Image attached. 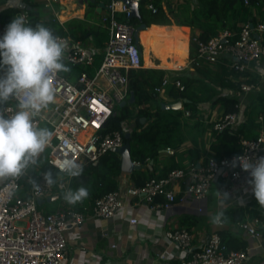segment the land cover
Returning <instances> with one entry per match:
<instances>
[{
	"label": "built area",
	"instance_id": "1",
	"mask_svg": "<svg viewBox=\"0 0 264 264\" xmlns=\"http://www.w3.org/2000/svg\"><path fill=\"white\" fill-rule=\"evenodd\" d=\"M51 1L56 0H35L46 5ZM171 1L183 4L186 0ZM244 1L249 4V0ZM148 7L156 12L154 4H149ZM118 13L131 17L128 4L122 0H112L104 15L110 37L103 48V59L98 67L95 66V58L100 50L93 43L86 44L70 36H57L66 44L63 60L73 66H81L83 70L76 82L60 72L49 75V81L55 90V100L34 118V123L37 127H42L45 123L53 132L52 141L41 153L37 163L30 165L23 175L0 180V264H69L66 232L70 228L81 227L90 215L99 218L123 217L127 196L144 195L147 202L154 203L157 207H169L177 199L174 184L186 176L190 179L188 193L198 201H204L211 195L218 179H221L219 197H223L221 193L237 196L251 189L248 183L251 179L249 172L239 165L237 158L255 162L264 157V125L257 137L242 139V150L236 155L221 159L210 155L203 166L191 164L188 170L173 169L164 177H152L142 187H128L126 193L119 188L96 198L83 211L59 207L52 213H45L39 207V199L66 193L70 189L72 177L56 168L57 160L73 159L80 164L97 161L104 154L116 151L125 144L124 133L121 130L108 131L106 125L117 106L129 99V72L131 69L143 68L144 58L142 46L140 48L135 42L137 26L120 20ZM4 30L0 29V34ZM232 37L231 31L224 30L207 43L197 41L196 56L193 60L189 56V61L196 68L204 64L224 63L228 59L225 64L241 74L234 81L247 94L256 88L252 76L253 72H257L256 63H260L264 69V22L259 23L257 28L249 22L245 23L237 39L229 41L228 38ZM89 68L93 69L92 73L88 71ZM169 83V79L165 77L162 86L156 90L162 92ZM172 84L184 89L178 79H174ZM17 103L18 99L13 97L0 104V113L11 116L18 110ZM184 115L191 117V112L185 110ZM198 117L201 118L202 114ZM241 117L239 111L222 113L214 121L213 129L221 132L235 127ZM259 120L264 122L263 116ZM166 150L171 151V148ZM234 160L236 166H233ZM47 165L59 172L57 181L52 185L47 184L44 179V167ZM158 196H163L165 201L155 202ZM130 222L136 224L138 219L134 217ZM259 223L256 219L254 223L240 222L239 226L250 235L262 238ZM166 235L182 250L193 245V235L186 228L168 230ZM250 251V247L229 249L221 233L214 232L199 250L181 258L179 263L245 264Z\"/></svg>",
	"mask_w": 264,
	"mask_h": 264
},
{
	"label": "trees",
	"instance_id": "2",
	"mask_svg": "<svg viewBox=\"0 0 264 264\" xmlns=\"http://www.w3.org/2000/svg\"><path fill=\"white\" fill-rule=\"evenodd\" d=\"M112 0H88V10L84 19L78 17L61 24L55 16L43 19L41 11L37 8L39 2L24 0L31 8L27 9V24L36 26L38 24L49 28L55 36H70L88 44L93 41L95 48L103 49L106 41L110 37L107 22L103 20V13L107 11V5ZM104 3L102 13L96 11L97 6ZM41 4V3H40ZM154 4L156 12L148 6ZM141 20L139 18L127 17L123 13H118L117 17L122 21H128L136 26L146 23L149 28L141 32H149L151 41H169L171 52L186 59L189 53L190 60L196 56L197 41L207 43L212 37L219 35L224 30L233 33L229 41L237 39L242 25L250 23L254 28L264 22V0H249L246 4L244 0H186L183 4H174L171 0H142L139 4ZM20 9L8 7L1 12L0 18L5 25L10 22ZM96 17V22L90 24L88 21ZM98 21V22H97ZM191 28L189 45V27ZM103 59V53H96L95 66L98 67ZM63 62L70 68L68 72H60L72 82H76L78 75L83 70L81 66H73ZM203 77L193 76L186 72L173 71V78L182 82L184 89L172 84L166 88L168 95L174 100H185L184 109L164 110L161 103L164 101L157 88L163 84L165 75L169 73L165 69L153 67H143L131 69L129 72L130 93H135V102L118 106L106 125L108 131L121 130L124 133L131 132L129 139L132 147V158L140 163L141 168L131 173L134 185L142 187L152 177H164L178 166L175 156L171 155L173 164L162 174L156 176L150 172L147 165L151 159H156L160 151L170 147L175 149L185 140L187 129L191 126L196 128L201 122L195 120L203 111L201 104L211 102L221 103L223 114L241 112L247 119L240 121L235 127H230L224 131L216 132L213 123L209 126L213 129L215 141L211 145V154L217 159L236 155L242 150V139H251L259 135L264 122L259 120L264 118V100L260 98V104L251 108L240 109L239 98L233 95L218 94L217 87L237 88L234 79L240 77V73L232 70L223 62L213 65L204 64L195 68ZM90 73L93 69H88ZM254 82H257L254 79ZM184 110L191 112V118L195 121L192 125L186 123ZM145 118V121H142ZM132 124V125H130ZM42 127H46L43 123ZM48 129H50L48 127ZM189 155L194 164L197 165L201 157L198 149H190ZM121 157L118 152L110 151L101 156L97 161L84 162L83 171L80 176L72 177L70 189L77 190L83 186L88 189L87 198L75 204H69L64 199V192L56 200L66 209L83 211L85 207L94 203L96 198L120 188L119 177L123 173ZM45 171L51 170L55 182L59 177V172L50 165L44 167ZM221 179L218 180V183ZM217 183V184H218ZM162 196H158L155 202H164ZM45 213H52L56 207L46 203ZM226 215L234 223L247 221L248 218L258 219L262 226L258 229L264 235V206H261L255 197L245 205L241 202L231 206L226 211ZM229 249L239 250L247 245H235L231 241L224 239Z\"/></svg>",
	"mask_w": 264,
	"mask_h": 264
},
{
	"label": "crops",
	"instance_id": "3",
	"mask_svg": "<svg viewBox=\"0 0 264 264\" xmlns=\"http://www.w3.org/2000/svg\"><path fill=\"white\" fill-rule=\"evenodd\" d=\"M32 1L35 2V0ZM22 5L24 6L22 7ZM27 6L24 0H0V14L8 7H18L20 11L15 16L23 15L27 19ZM98 6L96 11L102 13L104 7L99 10ZM106 13L107 11L103 13V20ZM95 20L96 17L88 22L93 24L96 22ZM67 21H60V23L64 24ZM6 26L0 18V29H5ZM190 30L191 28L189 27ZM151 39L155 38L151 37L149 32H140V44H142L144 60L146 52L151 51V44L154 42ZM89 43H93V41L90 40ZM162 43H168L171 51V43L169 41ZM98 50H100L99 53H103V49ZM171 54L174 53L171 52ZM173 56L181 62L178 67L166 69L156 66L153 68L185 70L188 67L189 72L187 71L186 73L203 77L190 64L189 53L186 59L176 54ZM155 60L157 59L154 57ZM226 61L228 62V59H225ZM187 62L190 65L186 64ZM256 64L257 72L252 73L254 79L258 75H264L261 71L263 68L259 65L260 63ZM144 67H147L145 62ZM172 76L169 73L165 75L170 83L160 92V96L165 102L177 101L166 92V88L172 85L174 80ZM235 84L237 89L240 90L239 85L236 82ZM216 89L217 92H221L220 94H227L226 88L217 87ZM227 89L229 90V88ZM201 107L203 109L200 113L202 117L195 118V120L201 122V125L196 128L190 126L187 129L184 142L179 147L171 149V151L163 149L156 159H151L147 165L150 172H154L156 176L162 174L173 164L171 155L175 156V160L178 163L175 169L188 170L191 164H194L189 155V150L194 148L198 149L201 154L197 164L203 166L207 163L208 157L212 155L211 145L215 141L213 129L209 124H214V121L223 113V108L221 103L213 104L211 102L203 103ZM184 119L189 125H192L195 121L185 115ZM243 119H247V117L243 115L240 121H243ZM130 175V173L123 172L119 177L120 189L124 193H126L128 187L134 185ZM218 180L213 185L214 192L204 201L195 200L188 193L190 179L189 176H186L174 184L177 199L175 202L170 203L169 207H157L154 203L147 202L144 195L127 196L123 217L99 218L88 216L81 227H73L66 232L69 264H180L181 258L188 257L193 251L199 250L214 232H220L224 239L231 241L235 245L246 244L247 247L251 248L245 264H264V235L262 238L250 235L239 226L240 222L234 223L231 221L230 216L226 215L229 207L239 202L245 205L251 201L254 198L252 189H247L237 196H229L230 198L225 200L224 197H219L218 195ZM181 198H184V200ZM46 203L56 207V210L62 207L60 204L57 205L56 200L44 202L41 205L39 204L43 211L47 207ZM220 211L224 212L223 222L222 224H214L212 217ZM134 217L138 219V222L131 224L130 220ZM255 220V218L247 219V221L253 223ZM259 222L258 227L262 226L261 221ZM181 228L188 229L193 235V245L187 250L177 247L166 235L168 230Z\"/></svg>",
	"mask_w": 264,
	"mask_h": 264
},
{
	"label": "clouds",
	"instance_id": "4",
	"mask_svg": "<svg viewBox=\"0 0 264 264\" xmlns=\"http://www.w3.org/2000/svg\"><path fill=\"white\" fill-rule=\"evenodd\" d=\"M65 49L66 44L49 28L28 25L23 15L14 16L0 34V104L13 97L18 99V110L14 114L0 113V178L23 175L51 143L53 132L47 127H37L34 118L55 100L49 75L70 71L63 62ZM261 71L264 73V69ZM237 159L249 172L248 183L255 199L264 206V157L255 162ZM55 166L71 177H78L83 171V165L73 159L57 160ZM44 179L49 185L55 183L51 170L44 173ZM221 194L225 200L230 198L228 193ZM88 195V189L81 186L67 191L64 199L75 204ZM223 217L224 212L220 211L212 217V222L220 224Z\"/></svg>",
	"mask_w": 264,
	"mask_h": 264
},
{
	"label": "rangeland",
	"instance_id": "5",
	"mask_svg": "<svg viewBox=\"0 0 264 264\" xmlns=\"http://www.w3.org/2000/svg\"><path fill=\"white\" fill-rule=\"evenodd\" d=\"M37 8L41 11L43 19H47L50 16H55L60 21H67L75 17L83 19V16L88 9V0H56L49 2L48 5L44 3L42 4L38 3ZM26 24H27V19H26ZM190 36H191V30L189 31V45H190ZM158 62H159L158 60H155L156 64ZM186 64L190 65L189 62H187ZM150 67H156V66H150ZM188 70L189 68L187 67V69L185 70H168V71L170 75H173V71L187 72ZM256 80H257L256 88L249 94H244L237 88L229 89V90L226 88L225 91H227L226 93L228 95L237 96L239 98L240 109H246L248 107L251 108L253 107V104L259 105L260 98L264 100V75L256 76ZM220 93L221 92L218 91V94ZM212 192H214V190H212Z\"/></svg>",
	"mask_w": 264,
	"mask_h": 264
},
{
	"label": "water",
	"instance_id": "6",
	"mask_svg": "<svg viewBox=\"0 0 264 264\" xmlns=\"http://www.w3.org/2000/svg\"><path fill=\"white\" fill-rule=\"evenodd\" d=\"M122 1H124L130 7L131 18H139L141 20V14H140V9H139L140 2L136 1V0H122ZM99 5H100L98 7L99 10H102V8L105 7L104 3H100ZM23 6L24 5H22V7ZM30 8H31V6L28 5L27 9H30ZM148 27L149 26L146 23H141L136 27L135 42H136V44L139 45L140 48H141V45H140L139 33H140V31H142ZM255 36L257 38H260V36L258 34H255ZM134 102H135V93L131 92L129 99L121 102L120 106L123 107L125 105L132 104ZM184 102H185V100H177V101H172V102L163 101L161 103V106H162V109H164V110H181V109H183ZM142 121H145V118H142ZM130 137H131V132H126L125 138L127 141L125 142V144L122 147L117 149L116 152H118L120 157H121L122 171L131 174L134 170L141 168V165H140V163L136 162L132 158V154H131L132 147H131V143L129 141ZM60 197H61V194L58 193V194L49 196L45 199H39L38 204L41 205L44 202H52V201L57 200Z\"/></svg>",
	"mask_w": 264,
	"mask_h": 264
},
{
	"label": "bare ground",
	"instance_id": "7",
	"mask_svg": "<svg viewBox=\"0 0 264 264\" xmlns=\"http://www.w3.org/2000/svg\"><path fill=\"white\" fill-rule=\"evenodd\" d=\"M139 37H140V33H139ZM173 55L174 54H171L170 46L168 43L154 41L151 44V51H147L145 54V60H144L145 66H157L166 69L178 67L181 62L175 59ZM154 57L159 61L157 64L154 61Z\"/></svg>",
	"mask_w": 264,
	"mask_h": 264
}]
</instances>
